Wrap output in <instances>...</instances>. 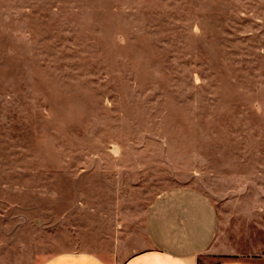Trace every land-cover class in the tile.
<instances>
[{"label": "rangeland", "instance_id": "obj_1", "mask_svg": "<svg viewBox=\"0 0 264 264\" xmlns=\"http://www.w3.org/2000/svg\"><path fill=\"white\" fill-rule=\"evenodd\" d=\"M183 186L261 238L264 0H0V233L102 253Z\"/></svg>", "mask_w": 264, "mask_h": 264}, {"label": "crops", "instance_id": "obj_2", "mask_svg": "<svg viewBox=\"0 0 264 264\" xmlns=\"http://www.w3.org/2000/svg\"><path fill=\"white\" fill-rule=\"evenodd\" d=\"M221 224L223 220L216 205L204 192L193 186L175 187L152 201L140 234L133 237L125 233L114 249L102 253L72 251L37 258L32 254L33 243L16 242L15 230L8 228L7 233H0L3 235L0 264H203L206 255L221 257L216 264H257L246 256L264 254V232L257 239L234 230L235 233L221 231L219 236ZM22 231L24 234L25 228ZM131 241L138 249L122 256L131 247ZM244 247L254 252L245 254Z\"/></svg>", "mask_w": 264, "mask_h": 264}]
</instances>
